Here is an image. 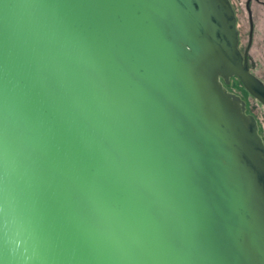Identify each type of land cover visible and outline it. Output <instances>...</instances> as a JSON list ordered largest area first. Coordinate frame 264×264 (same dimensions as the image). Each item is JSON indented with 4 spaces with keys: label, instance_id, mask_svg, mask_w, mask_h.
<instances>
[{
    "label": "water",
    "instance_id": "95a60500",
    "mask_svg": "<svg viewBox=\"0 0 264 264\" xmlns=\"http://www.w3.org/2000/svg\"><path fill=\"white\" fill-rule=\"evenodd\" d=\"M233 77L231 0H0V264H264Z\"/></svg>",
    "mask_w": 264,
    "mask_h": 264
},
{
    "label": "rangeland",
    "instance_id": "374dc122",
    "mask_svg": "<svg viewBox=\"0 0 264 264\" xmlns=\"http://www.w3.org/2000/svg\"><path fill=\"white\" fill-rule=\"evenodd\" d=\"M231 1L240 18L238 27L241 29L243 45H246L250 29L248 11L246 8L247 0ZM253 8L256 13L257 29L255 31L254 46L251 50V54L255 62V67L252 70L256 75L264 80V7L261 4L255 3ZM228 88L240 94L246 100L248 111L254 114L258 119L260 133L264 138V104L246 89L239 78H232Z\"/></svg>",
    "mask_w": 264,
    "mask_h": 264
},
{
    "label": "flooded vegetation",
    "instance_id": "af4514ba",
    "mask_svg": "<svg viewBox=\"0 0 264 264\" xmlns=\"http://www.w3.org/2000/svg\"><path fill=\"white\" fill-rule=\"evenodd\" d=\"M255 3L261 4L264 7V0H247V2H246V8H247V11H248V19H249V24H250V29H249V34H248V41H247L246 45H243V37H242V34H241V29L238 27V22L240 21V18H239L238 14H237V11L235 9L236 15H237V27H238V31H239V48H240V50H241L243 55H245V56L247 55L249 66H250V70L252 72H253L252 69L255 67V62H254L253 56L251 54V50H252V48L254 46L255 31L257 29V27H256V13H255V9L253 8ZM235 78H237V77H235Z\"/></svg>",
    "mask_w": 264,
    "mask_h": 264
}]
</instances>
